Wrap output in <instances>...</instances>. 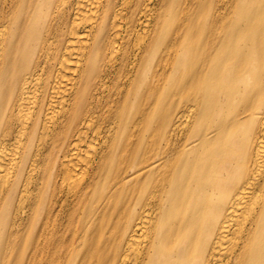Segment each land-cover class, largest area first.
Here are the masks:
<instances>
[{
	"label": "bare ground",
	"instance_id": "6f19581e",
	"mask_svg": "<svg viewBox=\"0 0 264 264\" xmlns=\"http://www.w3.org/2000/svg\"><path fill=\"white\" fill-rule=\"evenodd\" d=\"M0 264H264V0H0Z\"/></svg>",
	"mask_w": 264,
	"mask_h": 264
}]
</instances>
